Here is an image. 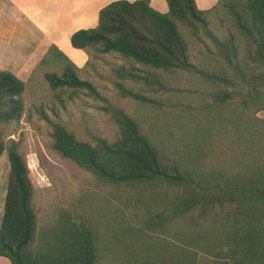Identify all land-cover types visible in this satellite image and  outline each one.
<instances>
[{
  "label": "rangeland",
  "instance_id": "obj_1",
  "mask_svg": "<svg viewBox=\"0 0 264 264\" xmlns=\"http://www.w3.org/2000/svg\"><path fill=\"white\" fill-rule=\"evenodd\" d=\"M221 3L206 15V28L223 44L231 34L234 47L226 53L230 63L255 73V61L246 59L253 48L245 46ZM176 25L193 68L153 69L115 52L94 55L69 45L64 56L93 92L51 89L43 74H59L62 61L49 55L23 83L20 117L0 123L2 141L16 143L27 167L39 232L55 224L88 228L95 264H231L225 251L233 239L243 247L244 237L257 241L253 222L264 226L263 209L223 191L264 178V101L248 99L241 106L245 96L240 93L247 86H239V93L236 85L225 83L239 80L225 53L201 29L193 33ZM121 87L136 97L125 95ZM228 92L232 98L217 99ZM109 105L132 117L162 160L190 177L192 186L161 180L109 183L51 148L54 122L78 140L113 141L117 127ZM8 170L2 151L0 216Z\"/></svg>",
  "mask_w": 264,
  "mask_h": 264
},
{
  "label": "trees",
  "instance_id": "obj_2",
  "mask_svg": "<svg viewBox=\"0 0 264 264\" xmlns=\"http://www.w3.org/2000/svg\"><path fill=\"white\" fill-rule=\"evenodd\" d=\"M221 1V7L229 12L233 26L243 36L245 46L253 48L252 54L246 52V59L250 56L255 61V73L250 70L244 72L237 63H230L226 53L234 47L231 34L223 44L206 28V15ZM165 3L167 10L160 13L148 4V0H113L98 10L94 27L71 33L70 46L90 49L94 55L115 52L153 69L189 70L193 66L188 60L186 43L177 22L193 33L201 29L218 50L225 53L226 61L234 68L233 77L239 79L234 83L229 78L225 83L236 85L239 93V86H247L240 93L245 96L239 102L241 106H245L248 99L257 104L262 99L264 101L261 90L264 89V0H217L206 10L197 9L194 0H165ZM52 57L61 59L62 63L59 74L51 71L43 74L51 89L64 87L93 92L88 81L78 78L76 71L79 68L68 58L58 51ZM23 87L20 79L0 70V123L20 117ZM232 89L235 91V86ZM121 90L125 95L136 97L122 87ZM216 96L220 101L232 98L229 92ZM108 111L117 127L113 141L100 137H93L90 142L78 140L62 124L54 122L51 123V148L61 157L109 183L161 180L174 186H192L190 177L175 164L162 160L132 117L114 106L109 105ZM2 151L6 154L9 170L0 216V256L6 257L8 264H95L96 249L88 228L75 223L55 224L44 226L39 232L25 162L11 139L3 142L0 137V153ZM223 191L263 209L264 216V178ZM253 225L258 230L257 241L255 237H244L242 247L237 244V239H233V246L226 249V258L231 264H264V226L254 222ZM35 238L37 241L34 243ZM170 264L194 263L172 260Z\"/></svg>",
  "mask_w": 264,
  "mask_h": 264
},
{
  "label": "crops",
  "instance_id": "obj_3",
  "mask_svg": "<svg viewBox=\"0 0 264 264\" xmlns=\"http://www.w3.org/2000/svg\"><path fill=\"white\" fill-rule=\"evenodd\" d=\"M111 1L0 0V70L24 83L48 54L56 56L58 51L64 55L71 33L94 27L98 10ZM216 2L194 0L199 10ZM148 4L160 13L167 10L162 0H148ZM8 263L0 256V264Z\"/></svg>",
  "mask_w": 264,
  "mask_h": 264
}]
</instances>
